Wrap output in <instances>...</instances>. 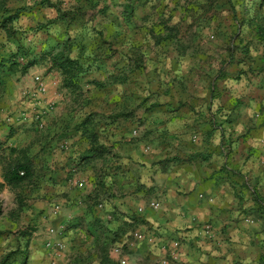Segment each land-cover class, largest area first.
I'll return each instance as SVG.
<instances>
[{
	"label": "crops",
	"instance_id": "0c3cea01",
	"mask_svg": "<svg viewBox=\"0 0 264 264\" xmlns=\"http://www.w3.org/2000/svg\"><path fill=\"white\" fill-rule=\"evenodd\" d=\"M49 1V7L39 8L50 11L48 20L57 27L53 20L61 0ZM71 1L84 17L96 2ZM187 5L171 0L106 4L104 23L110 31L105 64L85 74L87 87L98 96L97 107L87 114L95 126L89 133L76 128L86 115L78 122L47 110L41 133L17 129L20 122L14 116L8 128L5 107L15 98H7L8 105L0 103V149L25 148L35 168L39 163L43 169L45 194L34 205L26 200L32 207L26 211L40 214L48 205V188L64 193L56 222L83 238L76 246L79 252L92 251L62 264H118L111 249L109 260L100 252L113 233L120 237L121 244H115L135 264H160L157 245L128 238L129 229L131 235L141 231L157 242L178 240L180 256L170 264H260L264 256V219H254L249 205L257 199L256 188L264 196V79L245 70L238 52L245 48L251 54L248 42L263 38L243 31L251 20L240 23L238 32L220 41L231 37L243 45H232L237 52L230 59L221 46L208 62L201 45L205 36L187 28ZM46 30L40 31L46 43L39 52L30 50L32 58L47 49V42H58L59 34ZM193 41L201 42L195 51ZM193 51L200 54L190 59ZM45 61L49 59L37 61L24 76L30 91L35 78L43 82L42 109L59 102V88H64L60 73ZM237 71H243L240 78H234ZM103 89V94L98 91ZM194 131L193 144L189 133ZM150 201L159 204L157 210L147 205ZM204 223L212 226L210 236L203 233ZM6 229L0 226V231ZM40 240L30 242L28 249Z\"/></svg>",
	"mask_w": 264,
	"mask_h": 264
},
{
	"label": "rangeland",
	"instance_id": "374dc122",
	"mask_svg": "<svg viewBox=\"0 0 264 264\" xmlns=\"http://www.w3.org/2000/svg\"><path fill=\"white\" fill-rule=\"evenodd\" d=\"M4 1V6L8 9H21L19 19L13 23L14 28L18 30L16 39L20 44H24V46L29 47L31 50L35 48L36 52H39L40 45L46 43L45 36L43 35L44 33H40L41 29H39V26L43 25L46 27L43 28L45 30L47 29L46 31L52 32L55 36L56 34H59L58 42L54 40L47 42V44H49L45 50L52 49L56 51L58 50L56 46L61 47L62 43L70 38V40L73 41L71 56L74 57L77 54H82L83 57L90 56L91 58L92 51L94 50L98 51V64L101 66L105 64L104 57H106L107 54L105 40L106 33L109 30L104 23V18L106 16L105 6L108 2H112V0H96L94 8L92 7L89 11L90 16L88 17H84V14L78 17V14L74 9L76 6L71 0L57 1L61 4L59 9L61 14H65L64 18L66 20L63 25L59 24L57 27L55 25H46L50 11L47 8H39V6L42 7L43 0ZM171 1L188 4L186 11L191 19V24L187 26V28H191V31L194 34H203L205 36L203 37L204 41L202 43L193 41L192 48H194L195 51L199 48L201 43L205 51L204 59L208 62H210L214 54H216V51L219 50L218 48H221V46H224V49L227 51L225 54L227 58L230 59V57L237 52H233V44L239 43L243 45V41H232L231 37H228L225 42L220 41V38H227L229 34L238 32L240 23L241 26H243L244 22L250 20L258 21L261 20V18H264V0ZM116 12H118V10H116ZM182 15H184V11L182 12ZM245 25L244 32H255L252 26L249 24ZM176 31H178V29H176ZM248 43V47H251L254 51L250 54L245 48H240V51H238L241 55L240 60L241 63H244L241 65L245 66V70H248L252 76L257 78L260 77L263 80L264 63L261 62H264V40L262 42L257 40ZM224 44H226V46ZM1 46H3V52L6 53L5 51H7V54L13 52L15 49V45L5 39L4 32L0 29V47ZM63 46H65V44ZM245 46L247 47V45ZM10 49L12 50L9 51ZM209 49L211 50L210 54H208ZM194 51L191 53L192 57H190V59H195V54H200V52L198 53ZM219 51L217 53H219ZM45 62L47 64L49 63V61ZM209 65L215 66L216 62L210 63ZM90 67L94 68L95 65L92 64ZM102 71L104 72L103 68ZM242 74L243 71H237L234 78H240ZM214 75H216V73ZM24 76L18 74L9 79L8 84L0 86V103L2 102L3 105H8L7 98L11 95L15 98V101H11V103L9 102V105L5 107V109H7V117L4 119L3 123L9 128L12 124L9 123L10 121L8 119L14 116L18 119L17 121L20 122L19 125H16L17 129L38 134L41 133L43 128H45L46 123L42 129H39L29 118L23 121L20 115L16 117L17 113L22 114L24 112L31 115L35 109L34 103L36 102L31 98L34 91V84L32 82L33 85L31 84L29 86L31 88L30 91L28 89V84L26 85L27 80ZM87 76L88 75H84L78 78L79 81L76 88H62V90L59 88V91L62 92L60 97L61 100L46 105L47 109H44L45 112L47 110L51 113H65L71 120H77L78 122L85 115L92 112L95 107H97L96 100H98V96H95L94 93L91 92L94 91L93 89L89 90L87 87ZM98 91L102 94L104 93V89ZM25 100L29 104V109L25 103L23 104ZM98 102L100 103V101ZM10 104L13 105L10 106ZM17 105L21 108L15 110L12 109ZM196 133V131L189 133L190 141L193 144L197 140ZM37 159H39L38 156ZM42 172L43 169L38 163L35 168L34 177L28 182L22 183L15 188L4 187L0 190V226L7 228L6 230L0 231V264H4L2 262L9 255L11 257L7 260L8 263L6 264H22L23 261L24 264H37L40 260L45 264H56V262L62 264L64 260L71 258L73 255L75 257L79 256V254L81 256H87L88 253H92V251L88 249L85 250V248H83V251L79 252L76 249V246L83 238H76V234H73L72 231H63V227H60V223L56 222L59 213L54 212L55 207H59V199L64 193H58L56 192V189L50 190V188H48V198L44 199L47 200L48 205L45 204L44 207H42L43 209L40 210V214L36 213L35 215L34 211H26L28 207L29 210L32 208L31 206H28L26 200H31L34 205V203L42 199V194H45L44 191L42 193L44 188H42V183L40 181ZM259 190L260 187L259 189H255L257 199L254 202H249L250 206H254L250 209L252 216L254 219L258 220L264 219V199H261V195L258 193ZM43 197L46 196L43 195ZM259 207H261L260 209H262V211L257 210ZM25 212H28L29 215L25 214ZM127 232L128 234L126 235L130 238V233L132 232L131 229L125 231V233ZM48 235H52V237L47 239ZM40 238L41 243L38 242L36 247L28 249L30 247V242L37 241ZM46 239L47 241H45ZM118 239H120L118 235H116V239L114 238V240L110 237L107 250L110 251L114 246L120 245L121 243L118 242ZM86 243H88V241ZM13 252L16 253L14 254Z\"/></svg>",
	"mask_w": 264,
	"mask_h": 264
},
{
	"label": "trees",
	"instance_id": "16d2710c",
	"mask_svg": "<svg viewBox=\"0 0 264 264\" xmlns=\"http://www.w3.org/2000/svg\"><path fill=\"white\" fill-rule=\"evenodd\" d=\"M85 1V0H84ZM4 0H0V29L4 32L5 39L15 45L13 52L7 54L3 52V46L0 47V86L8 84V80L16 75L24 76L27 74L29 68L34 66L37 61L49 59L51 67L56 69L63 78L64 88L71 89L76 88L78 84V78L84 76L90 66L94 64L96 67L101 68L102 66L98 64L99 56L97 55L98 51H92V56L83 57L82 54H77L76 56H71L73 41L67 39L62 46H56L58 50H42L38 58H31V49L20 44L16 39V30L13 26V23L17 21L20 17L21 9H8L4 6ZM88 2V0H86ZM41 4V3H39ZM51 2L49 0H43L42 7H49ZM78 14V17L82 15L81 8H74ZM58 16L53 21L64 24L65 23V14H61L60 9L57 10ZM57 20V21H56ZM252 28L255 30V33L258 34L260 38L264 40V18L261 20H251ZM262 21V22H261ZM51 20H48L46 25L50 24ZM46 28L43 25L39 26L40 31H45ZM65 44V46H63ZM58 45V44H57ZM11 51V50H9ZM106 57H104L105 59ZM23 61V62H20ZM97 87H101L99 84H96ZM92 116L86 115L85 118L78 123L77 129L82 127L84 133H89L93 126ZM92 124V126H91ZM75 128V129H76ZM0 168L2 172L3 183H0V190L4 186L9 188H15L22 183L28 182L35 175V165L33 159L28 155V152L25 148L18 149L15 147H5L0 151ZM23 173L21 175L20 173ZM264 199V196L261 199ZM259 207L257 210L262 211ZM256 210V211H257ZM255 211V212H256ZM1 215V210H0ZM112 236L107 235L103 246L100 248L101 258L104 260H109L107 257V249L109 245V238L112 237L116 239V234H111ZM14 254L16 252H13ZM11 256H7L2 262L4 264L8 263V259ZM7 261V262H5ZM24 264V261L23 263ZM260 264H264V256L260 257Z\"/></svg>",
	"mask_w": 264,
	"mask_h": 264
},
{
	"label": "built area",
	"instance_id": "2783aa9c",
	"mask_svg": "<svg viewBox=\"0 0 264 264\" xmlns=\"http://www.w3.org/2000/svg\"><path fill=\"white\" fill-rule=\"evenodd\" d=\"M33 93H32V99L36 102L34 103V112L30 115L27 113H22L20 116L23 121L27 120L28 118L34 122L39 129H42L44 127V116L46 114L45 110L42 109L40 106L38 107V104L41 103L42 97L46 94V88L41 80L39 78H35L33 80ZM136 132L133 131V135H135ZM23 175V173H20ZM78 187L81 186V184H77ZM152 210H157L159 207V204L155 201H150L147 204ZM55 213L58 212V207H55ZM138 213L143 212V208H138L137 209ZM202 230L203 233L206 236H210L212 232V226L208 223H204L202 225ZM132 238L136 241H143L147 240V242L157 245V248L160 250L162 253V257L160 259V264H170L171 262H176L179 259L180 256V242L178 240L172 241V242H157L152 236H146L145 233L141 231H134L132 233ZM111 253L117 258L118 264H135L132 260H130L126 255L122 247L120 246H114L111 249Z\"/></svg>",
	"mask_w": 264,
	"mask_h": 264
}]
</instances>
